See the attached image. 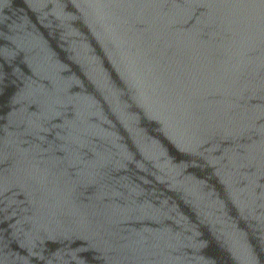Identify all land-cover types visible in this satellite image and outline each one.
Instances as JSON below:
<instances>
[{"label": "water", "instance_id": "water-1", "mask_svg": "<svg viewBox=\"0 0 264 264\" xmlns=\"http://www.w3.org/2000/svg\"><path fill=\"white\" fill-rule=\"evenodd\" d=\"M0 264H264V0H0Z\"/></svg>", "mask_w": 264, "mask_h": 264}]
</instances>
